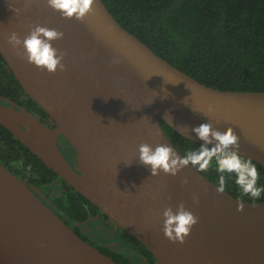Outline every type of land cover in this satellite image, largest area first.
<instances>
[{
  "label": "water",
  "instance_id": "95a60500",
  "mask_svg": "<svg viewBox=\"0 0 264 264\" xmlns=\"http://www.w3.org/2000/svg\"><path fill=\"white\" fill-rule=\"evenodd\" d=\"M36 23L64 33L52 44L66 53L65 71L38 69L9 45L11 32L23 38ZM0 54L56 128L1 95L9 105L0 103V124L143 243L157 264H264V201L218 193L191 165L175 176H151L138 158V145L145 142L168 144L181 155L161 121L198 143L203 142L191 128L211 122L219 130L231 126L240 137L241 156L264 168V91L199 82L122 27L102 0H95L83 22L62 18L45 0H0ZM114 59L120 62L111 64ZM209 105L214 111L207 114ZM59 136L76 152L82 173L60 152ZM192 193L199 195L198 204ZM181 202L199 217L183 244L161 231L163 209ZM238 202L243 211H237ZM0 264L119 263L82 239L0 162Z\"/></svg>",
  "mask_w": 264,
  "mask_h": 264
},
{
  "label": "trees",
  "instance_id": "16d2710c",
  "mask_svg": "<svg viewBox=\"0 0 264 264\" xmlns=\"http://www.w3.org/2000/svg\"><path fill=\"white\" fill-rule=\"evenodd\" d=\"M128 32L157 55L199 82L223 90L264 91V0H102ZM0 95L38 117L49 115L22 89L0 54ZM0 103L9 105L0 100ZM46 124V123H45ZM164 131L183 156L201 143L187 139L161 121ZM78 157V156H77ZM247 159L246 157L242 156ZM0 162L29 188L82 239L119 264H157L151 251L76 191L0 124ZM258 187L264 188V168ZM200 172V171H199ZM219 185L213 161L200 172ZM225 191L237 199H254L242 193L235 174H223ZM96 221L97 228L115 225L134 257L88 237L80 224ZM116 232V234H118ZM115 233L113 234L114 238ZM102 240L105 237L102 236Z\"/></svg>",
  "mask_w": 264,
  "mask_h": 264
},
{
  "label": "clouds",
  "instance_id": "9594fccd",
  "mask_svg": "<svg viewBox=\"0 0 264 264\" xmlns=\"http://www.w3.org/2000/svg\"><path fill=\"white\" fill-rule=\"evenodd\" d=\"M45 3L52 10L59 12L62 18H74L83 22L93 11L95 0H45ZM63 38L62 31L36 23L29 25V32L23 38L13 31L8 35L7 40L18 56L38 69L55 74L57 71L66 70V64L63 62L66 53L54 47L52 41ZM119 62V59H114L111 64ZM163 91L169 95L166 88ZM168 95L161 98H167ZM213 111V106L209 105L207 114ZM165 116L169 114L165 113ZM181 127L185 132L189 129L186 126ZM191 132L203 142L197 150L188 151L181 156L168 144L158 143L153 147L146 142L140 143L138 145L139 162L150 167L151 176H157L161 171L166 175L175 176L189 165L197 171L204 172L212 166L214 161L216 171L221 174L216 189L218 193L224 192L226 179L223 174L228 173L235 174V183L243 194L250 195L254 199L260 198L264 188L257 186L259 179L257 167L250 158L245 159L241 156L240 137L231 126L219 130L214 128L211 122H205L192 127ZM187 183L188 179L185 177L181 184L186 185ZM191 198L194 203H199L198 194L192 193ZM243 209V203L238 202L237 211H243ZM161 215V231L173 243H185L192 227L199 222V217L186 208L184 202L179 203L175 209L171 206L165 207Z\"/></svg>",
  "mask_w": 264,
  "mask_h": 264
},
{
  "label": "rangeland",
  "instance_id": "374dc122",
  "mask_svg": "<svg viewBox=\"0 0 264 264\" xmlns=\"http://www.w3.org/2000/svg\"><path fill=\"white\" fill-rule=\"evenodd\" d=\"M96 225V221H90L80 224L79 227L88 237L92 238L94 241H98L102 245L109 246L116 251H121L134 257V253L130 250L127 242L122 239L118 233L120 230L115 225L110 224V228L108 230L103 227L99 229L96 227ZM116 232L118 234H116ZM114 233L115 235L113 238ZM102 236L105 237V239L102 240Z\"/></svg>",
  "mask_w": 264,
  "mask_h": 264
},
{
  "label": "flooded vegetation",
  "instance_id": "af4514ba",
  "mask_svg": "<svg viewBox=\"0 0 264 264\" xmlns=\"http://www.w3.org/2000/svg\"><path fill=\"white\" fill-rule=\"evenodd\" d=\"M16 105L19 106L18 104H16ZM19 107H22V106H19ZM37 118L43 124L46 123L45 125L48 126L49 128H51V129L56 128L55 122L50 117L39 114ZM59 140L60 141L58 143V148H59L60 152L62 153V155L64 156V158L71 164V166L74 169H76L79 173H82V168H81L79 158L77 157V154L74 151V149L72 148V146L70 145V143L63 136H59Z\"/></svg>",
  "mask_w": 264,
  "mask_h": 264
}]
</instances>
